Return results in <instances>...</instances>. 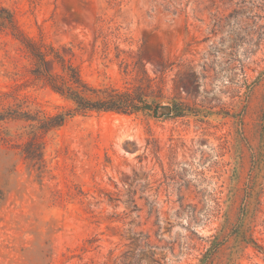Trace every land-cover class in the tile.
I'll use <instances>...</instances> for the list:
<instances>
[{
	"label": "rangeland",
	"instance_id": "rangeland-1",
	"mask_svg": "<svg viewBox=\"0 0 264 264\" xmlns=\"http://www.w3.org/2000/svg\"><path fill=\"white\" fill-rule=\"evenodd\" d=\"M0 6L92 87L145 73L160 107L70 118L45 136L42 176L20 155L26 124L0 123V264H264V0ZM29 63L0 31V93L70 108Z\"/></svg>",
	"mask_w": 264,
	"mask_h": 264
},
{
	"label": "trees",
	"instance_id": "trees-1",
	"mask_svg": "<svg viewBox=\"0 0 264 264\" xmlns=\"http://www.w3.org/2000/svg\"><path fill=\"white\" fill-rule=\"evenodd\" d=\"M0 31L7 32L25 51L30 62L27 74L31 82L40 84L71 104L64 111L48 115L32 111L27 101L16 94L0 93V102L4 98L13 99L12 104L0 103V123L26 124L25 141L19 145L20 155L40 176L46 171L45 136L62 127L70 118L90 113L135 115L147 112L155 115L160 109L148 102L143 94L146 81L149 83L145 73L136 78L135 85L129 89L92 87L82 79L79 68L62 56L58 49L41 38L26 35L13 12L3 6H0Z\"/></svg>",
	"mask_w": 264,
	"mask_h": 264
}]
</instances>
